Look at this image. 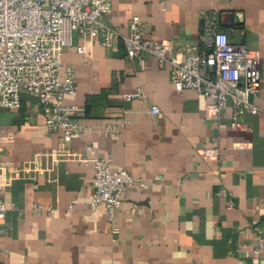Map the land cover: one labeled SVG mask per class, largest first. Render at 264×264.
I'll use <instances>...</instances> for the list:
<instances>
[{"label":"crops","instance_id":"1","mask_svg":"<svg viewBox=\"0 0 264 264\" xmlns=\"http://www.w3.org/2000/svg\"><path fill=\"white\" fill-rule=\"evenodd\" d=\"M110 2L104 20L120 34L135 19L145 37L174 43L199 41L200 11L216 10L231 42L259 61L260 90L251 100L264 109V0ZM60 57L76 83L65 102L80 108L79 123L91 129L62 141L27 92L18 109L0 106V160L9 182L0 197L12 204L0 220V264H264L252 251L264 237V115H240L235 130L230 105L219 123L205 119L202 95L176 91L168 63L128 59L119 38L105 48L75 34ZM137 87L143 96L124 97ZM120 121L117 130L105 128ZM89 146L111 157L112 169L144 181L123 192L110 223L89 203ZM210 146L217 157H201L198 150ZM34 203L54 213L37 212Z\"/></svg>","mask_w":264,"mask_h":264},{"label":"built area","instance_id":"2","mask_svg":"<svg viewBox=\"0 0 264 264\" xmlns=\"http://www.w3.org/2000/svg\"><path fill=\"white\" fill-rule=\"evenodd\" d=\"M110 12V0H0V106L18 109L21 94L27 92L37 98L47 127L58 131L62 141L89 131L90 126L78 121L80 108L65 102L75 92L76 83L72 68L62 64L60 55L78 34L96 39L105 48L119 38L126 57L139 63L145 55L153 56L159 65L168 63L171 86L178 92L192 89L202 95L206 100L204 118L213 123L220 122L229 105L233 108L231 130L242 125V114L264 115V109L251 100L260 90L259 61L243 45L231 42L218 25L216 10L200 11L201 32L195 43L147 38L135 19L128 24L129 33L122 35L105 22ZM76 51L83 54L85 45L76 46ZM135 96H143L140 87L124 97ZM150 111L156 114L158 107L152 106ZM123 124H106L105 128L117 130ZM198 153L205 159L216 158L218 148H201ZM87 154L83 162L90 161L93 168L89 203L92 209L101 206L102 216L110 223L121 206L123 192L129 187L142 188L144 181L125 168L112 169L111 157L98 156L93 146L87 148ZM3 168L0 160V193L9 183ZM11 207L0 197V220ZM32 209L49 215L55 210L40 203H34ZM252 251L264 262V237H258Z\"/></svg>","mask_w":264,"mask_h":264}]
</instances>
